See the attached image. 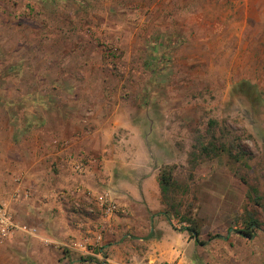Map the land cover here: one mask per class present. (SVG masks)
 I'll use <instances>...</instances> for the list:
<instances>
[{
  "label": "rangeland",
  "instance_id": "374dc122",
  "mask_svg": "<svg viewBox=\"0 0 264 264\" xmlns=\"http://www.w3.org/2000/svg\"><path fill=\"white\" fill-rule=\"evenodd\" d=\"M59 130L170 176L184 264H264V0H0V152Z\"/></svg>",
  "mask_w": 264,
  "mask_h": 264
},
{
  "label": "crops",
  "instance_id": "0c3cea01",
  "mask_svg": "<svg viewBox=\"0 0 264 264\" xmlns=\"http://www.w3.org/2000/svg\"><path fill=\"white\" fill-rule=\"evenodd\" d=\"M44 136L30 148L10 141V155L0 152V202L17 225L35 229L16 230L1 242L0 264H184L192 241L159 215L157 175L147 163L120 161L104 133L59 130ZM10 137L16 138L15 131ZM74 160L81 171L74 170ZM129 168L143 176L127 177ZM110 200L118 208L104 215ZM84 254L88 258L80 262Z\"/></svg>",
  "mask_w": 264,
  "mask_h": 264
},
{
  "label": "built area",
  "instance_id": "2783aa9c",
  "mask_svg": "<svg viewBox=\"0 0 264 264\" xmlns=\"http://www.w3.org/2000/svg\"><path fill=\"white\" fill-rule=\"evenodd\" d=\"M83 168V165L81 162H74V170L76 172L81 171ZM114 210V204L109 202L108 205H106L103 213L104 215L111 214ZM20 230L23 232H27L29 234H34L35 229H28L25 226L17 225L10 214L5 210V208L0 203V243L6 239L9 235H11L14 231ZM81 247H79L80 249ZM85 246L82 247V250H85ZM108 264H128L126 262H116V263H108Z\"/></svg>",
  "mask_w": 264,
  "mask_h": 264
},
{
  "label": "trees",
  "instance_id": "16d2710c",
  "mask_svg": "<svg viewBox=\"0 0 264 264\" xmlns=\"http://www.w3.org/2000/svg\"><path fill=\"white\" fill-rule=\"evenodd\" d=\"M211 148V145H203L201 144L200 145V148H199V153L202 155L204 153H206L207 151H209V149ZM191 157H192V161L195 162V160L197 159L198 155L196 153H192L191 154ZM158 186H159V190L162 194V196H166L170 190H171V186H172V182H171V178L170 176H166V175H163L160 176V178L158 179ZM171 223V222H170ZM185 231H188L192 234V238L194 239V242L200 246H203L205 245L206 243L205 242H202L198 239V237L195 235L194 232L190 231L189 229H184ZM220 236H217L215 238H219ZM212 238H210L209 240H211Z\"/></svg>",
  "mask_w": 264,
  "mask_h": 264
}]
</instances>
